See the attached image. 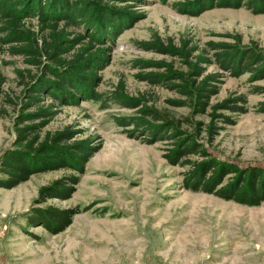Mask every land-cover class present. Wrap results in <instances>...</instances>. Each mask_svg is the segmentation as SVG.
Returning a JSON list of instances; mask_svg holds the SVG:
<instances>
[{
	"label": "rangeland",
	"instance_id": "374dc122",
	"mask_svg": "<svg viewBox=\"0 0 264 264\" xmlns=\"http://www.w3.org/2000/svg\"><path fill=\"white\" fill-rule=\"evenodd\" d=\"M175 1L149 0L138 7L145 17L117 38L109 65L100 71L98 90L103 99L58 106L57 115L45 127L44 132L71 125L81 131L79 138L91 136L102 144L87 163L73 195L36 202L40 188L69 175V169L34 174L13 188L0 186V264H264V202L250 206L185 188L186 167L172 165L164 157L168 140L147 143L130 137L118 125L120 117L137 113L136 108L110 99L121 84L124 88L120 90L129 95L145 94L147 104L163 115L177 119L190 115L189 107L169 103L179 97L175 91L137 76L169 69L166 65L142 69L147 61L186 71L185 59L145 49L140 46L142 41L161 39L166 46L187 41L188 47L196 48L190 56L194 61L200 53L211 58L210 42H235L234 35H241L244 44L264 48V13L241 7L190 15L178 11ZM201 64L205 73L224 72L216 63ZM0 68L7 78L4 88L15 101L13 105L1 100L7 108V113H0L1 158L16 137L13 119L23 88L19 70L28 74L37 69L22 56L7 52H0ZM222 74L212 103L243 95L248 109L244 113L224 111L234 123L216 120L218 133L211 140L205 131L211 117L197 114L195 120L204 123L200 140L221 160L242 167L264 166V111L260 109L264 89H258L264 87V78L255 79L249 72ZM50 205L82 211L64 231L53 234L29 220L34 208Z\"/></svg>",
	"mask_w": 264,
	"mask_h": 264
},
{
	"label": "trees",
	"instance_id": "16d2710c",
	"mask_svg": "<svg viewBox=\"0 0 264 264\" xmlns=\"http://www.w3.org/2000/svg\"><path fill=\"white\" fill-rule=\"evenodd\" d=\"M147 1L0 0V52L22 56L27 65L37 69L35 73L29 70L28 74L19 70V85L23 88L21 100L16 104L19 110L13 119L16 137L0 158L1 187H16L37 173L69 169V175L42 186L36 202L43 203L49 198L65 200L73 195L87 163L102 144L91 136L79 138L81 131L71 125L55 131L44 132V129L57 115L58 106L103 99L98 90L102 81L100 71L109 65L117 38L145 17L138 7ZM173 6L190 15L214 8L241 7L256 14L264 13V0H178ZM233 37L235 42H210L211 58L200 53L195 61L190 56L196 48L188 47L187 41L181 46H166L161 39L141 42L145 49L179 54L185 59L186 71L176 70L169 63L147 61L142 69L152 65L158 68L166 65L169 69L141 72L137 76L175 91L179 97L169 99V103L189 107V116L177 119L163 115L147 104L149 99L145 94L134 96L120 90L124 88L122 84L110 99L137 109L136 114L118 119V125L125 127L130 137L151 144L169 141L164 157L172 165L186 167L185 188L256 206L264 202V166L242 167L213 156L200 140L204 123L195 120L197 114L211 117L205 129L211 140L218 133L216 120L234 123L224 111H247V99L243 95H230L212 103L222 73L240 76L249 72L255 79L264 78V48L257 43L244 44L241 35ZM202 62L216 63L224 72L205 73ZM6 81L0 68V113H7L1 100L15 105L12 95L4 88ZM260 109L264 111V101ZM81 211L80 207H38L29 214V220L32 225L39 223L57 234Z\"/></svg>",
	"mask_w": 264,
	"mask_h": 264
}]
</instances>
